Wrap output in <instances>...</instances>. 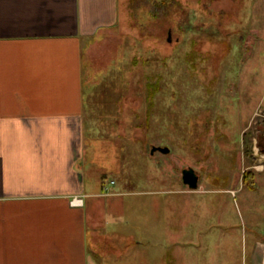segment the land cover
<instances>
[{"label":"rangeland","instance_id":"obj_1","mask_svg":"<svg viewBox=\"0 0 264 264\" xmlns=\"http://www.w3.org/2000/svg\"><path fill=\"white\" fill-rule=\"evenodd\" d=\"M155 1L118 0L114 30L83 40L82 170L105 235L94 253L264 264V0H169L159 16Z\"/></svg>","mask_w":264,"mask_h":264},{"label":"crops","instance_id":"obj_2","mask_svg":"<svg viewBox=\"0 0 264 264\" xmlns=\"http://www.w3.org/2000/svg\"><path fill=\"white\" fill-rule=\"evenodd\" d=\"M118 20V0H0V264H100L82 170L83 40Z\"/></svg>","mask_w":264,"mask_h":264},{"label":"water","instance_id":"obj_3","mask_svg":"<svg viewBox=\"0 0 264 264\" xmlns=\"http://www.w3.org/2000/svg\"><path fill=\"white\" fill-rule=\"evenodd\" d=\"M156 150H160L162 152H169V148L165 146H153L151 152L154 153ZM183 180L186 184L191 188H196L199 183V175L192 167H187L183 170Z\"/></svg>","mask_w":264,"mask_h":264},{"label":"trees","instance_id":"obj_4","mask_svg":"<svg viewBox=\"0 0 264 264\" xmlns=\"http://www.w3.org/2000/svg\"><path fill=\"white\" fill-rule=\"evenodd\" d=\"M156 3L154 4V8L152 11V14L154 16H159L160 11L162 10H167L166 8H168L169 4V0H160V1H155Z\"/></svg>","mask_w":264,"mask_h":264},{"label":"built area","instance_id":"obj_5","mask_svg":"<svg viewBox=\"0 0 264 264\" xmlns=\"http://www.w3.org/2000/svg\"><path fill=\"white\" fill-rule=\"evenodd\" d=\"M73 202H75V203H81L82 202V199L80 197H75L73 199Z\"/></svg>","mask_w":264,"mask_h":264}]
</instances>
